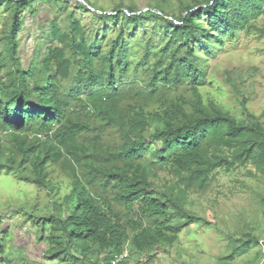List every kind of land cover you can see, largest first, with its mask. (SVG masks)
<instances>
[{"label": "trees", "instance_id": "trees-1", "mask_svg": "<svg viewBox=\"0 0 264 264\" xmlns=\"http://www.w3.org/2000/svg\"><path fill=\"white\" fill-rule=\"evenodd\" d=\"M38 2L0 0L9 15L0 37V174L47 191L48 207L25 219L43 249L40 259L11 258L5 230L0 264H112L125 247L147 263L200 223L188 194L204 191L217 169L251 165L264 178V124L246 98L237 99V118L199 90V48L214 56L213 46L239 30L264 36L253 22L264 0H194L179 17L135 9L130 30L108 27L115 36L95 38L69 4L47 0L56 25L35 39L24 66V15ZM161 167L176 181L156 186Z\"/></svg>", "mask_w": 264, "mask_h": 264}, {"label": "rangeland", "instance_id": "rangeland-1", "mask_svg": "<svg viewBox=\"0 0 264 264\" xmlns=\"http://www.w3.org/2000/svg\"><path fill=\"white\" fill-rule=\"evenodd\" d=\"M46 1L39 0L36 4L39 10L34 15H24V29L19 38L24 66L33 62L35 39L39 37V42L40 34L51 33L56 25ZM57 1L69 4L67 9H72L75 17L82 19L93 38L115 36L108 27L123 26L125 32L130 30L133 22L128 15L135 13V9L140 10L139 13L161 9L179 17L186 5L194 3V0ZM3 7H0V37L9 19V15L2 12ZM203 22L207 25L206 18ZM253 22L257 28L264 27V13ZM46 24L48 27L44 28ZM213 48L214 56L199 48L206 59V82L199 88L204 102L210 99L239 118L241 110L237 99L244 96L248 110L264 124V36L253 30H239L232 40L224 38L223 43ZM139 58L140 48L133 46L132 60ZM51 176L62 180L58 172ZM151 180L156 186L164 187L176 178L167 167H161ZM49 199L44 188L0 174V237L8 230L3 241L6 255L40 259L43 244L37 239L35 227L25 219L26 214L36 215L46 209ZM187 207L201 218L200 223L184 229L168 250L157 249L156 255L150 252L147 264H264V178L251 165L229 172L217 169L204 191L189 192ZM234 252V259L226 260Z\"/></svg>", "mask_w": 264, "mask_h": 264}, {"label": "built area", "instance_id": "built-area-1", "mask_svg": "<svg viewBox=\"0 0 264 264\" xmlns=\"http://www.w3.org/2000/svg\"><path fill=\"white\" fill-rule=\"evenodd\" d=\"M118 262H123L124 264H147L142 261L133 260L129 255L127 247H125L124 251L111 261L112 264H116Z\"/></svg>", "mask_w": 264, "mask_h": 264}]
</instances>
